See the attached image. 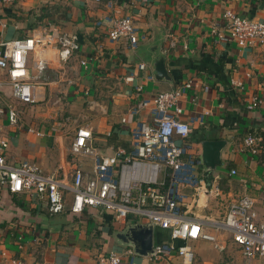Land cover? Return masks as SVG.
Listing matches in <instances>:
<instances>
[{"label": "crops", "instance_id": "1", "mask_svg": "<svg viewBox=\"0 0 264 264\" xmlns=\"http://www.w3.org/2000/svg\"><path fill=\"white\" fill-rule=\"evenodd\" d=\"M106 1L19 0L0 6V41L41 27L48 22L46 17L37 20L44 11L50 14L52 28L80 39L65 62L58 60L54 50L47 52L37 102L16 105L22 111L16 124L0 120L8 158L14 163L33 161L44 172L68 179L74 164L85 170L91 166L88 158L69 154L77 126L90 128L91 144L98 152L128 149L130 129L139 121H150V115L147 107L135 114L127 108L140 98L151 100L157 92L190 80L178 99L179 119L188 122L190 133L175 141L199 158L202 140H223L224 145L214 170L201 158L198 168L207 183L216 185L215 199L181 187L186 195L182 208L189 214L219 219L230 199L246 195L254 199V208L264 219V44L238 47L211 33L212 25H221L225 8L263 22L264 0H111L109 8ZM123 15H131L136 28L133 45L124 38L109 41L106 37L108 18ZM157 55L164 58L167 78H154L151 62ZM138 63L145 68L140 70ZM126 76L132 79L124 82ZM137 84L141 85L138 96ZM252 95L261 99L262 106L246 110ZM56 98L59 107L52 104ZM25 109L28 113L35 109L31 119V114L24 116ZM60 111L67 115L59 118ZM248 133L261 139L256 155L241 149ZM231 170L235 173L230 174ZM69 203L68 194L62 211L48 215L41 195L0 188V264H95L97 256L108 252L120 256L119 264H182L174 253L158 259H151L150 252L138 254L126 236L131 227L150 226L154 245L169 240L168 230L133 218L116 220L99 208L73 214ZM208 230L215 236L214 243L188 241L194 253L191 264H264L245 259L228 233Z\"/></svg>", "mask_w": 264, "mask_h": 264}, {"label": "built area", "instance_id": "2", "mask_svg": "<svg viewBox=\"0 0 264 264\" xmlns=\"http://www.w3.org/2000/svg\"><path fill=\"white\" fill-rule=\"evenodd\" d=\"M17 1L0 0V6ZM105 5L109 8L111 0ZM108 20L111 24L105 34L109 41L124 38L129 45L136 42L131 15ZM221 21V25L211 27V33L219 39L233 41L238 47L264 44V21L228 8L223 10ZM76 47L71 36L52 28L48 22L26 36L0 41V120L3 106L8 109L9 124H16L22 112L16 105L23 107L37 102L38 78L48 63L50 49L59 61L65 62ZM137 67L145 68L143 63H138ZM123 79L127 82L132 77ZM189 87L190 80L184 81L157 92L151 100L140 98L127 108L130 114H135L147 107L150 115V121H139L130 129L128 149L115 147L109 154L98 152L91 144L90 128L77 126L69 154L72 158H88L91 166L85 170L80 164H74L68 179L44 172L33 161L12 162L6 153L8 142L0 131V173L5 174L0 176V188L12 193L41 195L48 215L61 212L65 196L69 194L68 210L73 214L99 208L110 212L116 220L133 218L168 230L167 242L152 245L151 259L174 253L182 264H191L194 253L188 241L201 239L214 243L215 236L208 230L211 229L228 233L245 259L264 261V219L258 216L253 198L241 195L230 199L222 217L214 220L189 214L182 208L186 195L180 191L181 187L191 188L197 196L203 192L215 199L217 195L216 185L207 183L198 172L200 158L189 152L186 145L175 141L184 140L190 133L188 122L179 119L182 109L178 105V99ZM140 91L141 85H135L136 96ZM52 104L59 107L58 98ZM260 106L261 99L252 95L245 108L253 110ZM120 122L124 123L125 118L121 117ZM34 133L42 134L39 130ZM260 140L248 133L242 139L241 149L256 155ZM234 173L235 170H231L230 174ZM119 262L118 254L108 252L97 256L95 264Z\"/></svg>", "mask_w": 264, "mask_h": 264}, {"label": "water", "instance_id": "3", "mask_svg": "<svg viewBox=\"0 0 264 264\" xmlns=\"http://www.w3.org/2000/svg\"><path fill=\"white\" fill-rule=\"evenodd\" d=\"M73 41L77 44H80V39L78 35L74 36ZM163 56L157 55L154 56L151 65L153 67V75L155 79L167 78L166 69L164 67ZM201 153L200 158L202 163L207 166L209 169L214 170L216 164L219 163L218 155L221 147L224 145V141H211V140H202L200 142ZM4 173H0V176H4ZM126 236L133 244L134 251L138 254L151 253L152 245V233L151 227L149 226H136L128 229Z\"/></svg>", "mask_w": 264, "mask_h": 264}, {"label": "rangeland", "instance_id": "4", "mask_svg": "<svg viewBox=\"0 0 264 264\" xmlns=\"http://www.w3.org/2000/svg\"><path fill=\"white\" fill-rule=\"evenodd\" d=\"M2 108H3V112H2V115H1V119H2L3 123L6 124L8 122V117H7V115H8V109L5 106H3ZM25 111L26 112L24 113V116H29L31 114L30 115V119H31L33 117V114L35 112V109H33L30 113L27 112L28 109H25ZM27 113H28V115H27ZM65 115H67V113H64V111H60V113L58 114L59 118H63ZM196 251H197V249H196ZM207 255L209 257V254L208 253H207ZM234 261H235V259H233L232 262H234Z\"/></svg>", "mask_w": 264, "mask_h": 264}, {"label": "trees", "instance_id": "5", "mask_svg": "<svg viewBox=\"0 0 264 264\" xmlns=\"http://www.w3.org/2000/svg\"><path fill=\"white\" fill-rule=\"evenodd\" d=\"M48 16H50V14H49V13H46V12L44 11V12H42V13H40V14L38 15V19H37V20H40V18H42V17H46V19H47L46 21L52 23V19H49Z\"/></svg>", "mask_w": 264, "mask_h": 264}]
</instances>
